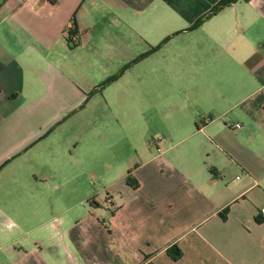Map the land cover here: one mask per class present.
<instances>
[{"label":"crops","instance_id":"crops-1","mask_svg":"<svg viewBox=\"0 0 264 264\" xmlns=\"http://www.w3.org/2000/svg\"><path fill=\"white\" fill-rule=\"evenodd\" d=\"M217 1L0 0V264H264V0ZM97 37L152 115L70 117Z\"/></svg>","mask_w":264,"mask_h":264},{"label":"rangeland","instance_id":"rangeland-1","mask_svg":"<svg viewBox=\"0 0 264 264\" xmlns=\"http://www.w3.org/2000/svg\"><path fill=\"white\" fill-rule=\"evenodd\" d=\"M96 10L98 11L97 14H100L99 8H96ZM103 39V37L96 38L94 53L91 54L90 58L82 56V63H88V66L80 72L79 83L82 87L89 86L84 96L89 101L85 106H83L84 104L78 106L75 112L70 114V117L82 116L85 111L93 112L97 110L96 113H93L99 117L105 116L111 121L119 117L128 120L136 119L138 116L136 109L140 103H143L149 109L146 114L152 115L151 106L158 104L156 102L162 103V100L167 97V91L160 85V89L156 86L142 92L138 90L136 81L138 72H142L139 68H146L143 72H152L150 68H152L153 59H158L161 51L146 54L145 59L141 61L139 59L144 55L129 60L124 52L120 50L107 55L101 51L100 46ZM103 96L110 97L109 103L111 106H106L107 108L111 107L110 111L98 105ZM111 127L115 129V126L111 125ZM89 183L95 185L98 189L104 185V180L96 175L93 179H89Z\"/></svg>","mask_w":264,"mask_h":264},{"label":"trees","instance_id":"trees-1","mask_svg":"<svg viewBox=\"0 0 264 264\" xmlns=\"http://www.w3.org/2000/svg\"><path fill=\"white\" fill-rule=\"evenodd\" d=\"M235 0H218L208 11H206L204 14H202L200 17H198L193 24L191 25V27H195L197 24H199L201 21H203L204 19H207L208 17H210L211 15L215 14L218 10H220L222 7H225L226 5L232 3ZM245 1V0H243ZM124 183L126 185H128L130 188L134 189L135 188V183L134 181L131 182L128 177H125L124 179ZM218 216L220 219H223V212L222 213H218ZM264 218L258 217L256 216L254 219V222L256 223H260L263 222ZM170 258L172 260L176 259L179 256V251L176 249L172 250V253H170L168 250L166 251Z\"/></svg>","mask_w":264,"mask_h":264},{"label":"built area","instance_id":"built-area-1","mask_svg":"<svg viewBox=\"0 0 264 264\" xmlns=\"http://www.w3.org/2000/svg\"><path fill=\"white\" fill-rule=\"evenodd\" d=\"M233 127H234V128H237L238 125L235 124V125H233ZM103 204L106 205V206H108V207H110V200H109V198H108L107 196H104V197H103ZM257 215H258L259 217H261V218H264V210L259 209V210L257 211ZM140 264H148V262H145V261H144V262H142V263H140Z\"/></svg>","mask_w":264,"mask_h":264}]
</instances>
